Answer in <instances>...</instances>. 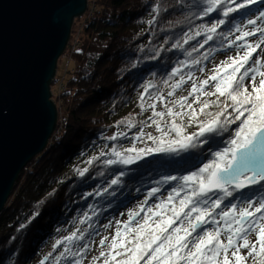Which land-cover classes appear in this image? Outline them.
<instances>
[{"label": "trees", "instance_id": "1", "mask_svg": "<svg viewBox=\"0 0 264 264\" xmlns=\"http://www.w3.org/2000/svg\"><path fill=\"white\" fill-rule=\"evenodd\" d=\"M228 6L234 5L223 0L205 14L209 0H89L87 11L74 21L63 53L71 50L72 68L61 81L59 92L52 91L58 109L55 132L46 149L21 171L0 213V264H33L52 237L74 229L83 231L79 244L86 247L79 255L62 259L63 264H73L87 253L104 219L118 214L138 197L150 202L160 196L168 200L172 189L182 183L180 177L198 171L215 151L228 146L240 120L200 137L203 143L195 142L187 149L154 152L140 159H135L136 152L128 151L156 146L146 136L161 135L156 128L148 131L152 111L159 112L151 107L153 98L177 95L212 60L236 48L243 41L236 39L241 35L237 27L242 31L253 28L247 20L256 19L264 7L251 5L225 17L223 11ZM221 19L225 23L209 32ZM261 24L264 21H257L255 26ZM58 81L56 75L51 88ZM226 100L232 108L230 99ZM227 112L220 116L221 122ZM156 119L164 124V117ZM188 120L177 118L183 122L185 134L198 132L200 121L212 119H195L191 126H187ZM141 133L142 138L137 139ZM172 138L174 135L166 137ZM116 152L121 157H133V162L120 163ZM108 160L114 163L108 164ZM170 176L177 179L166 180ZM153 188L158 191L150 196ZM230 190L233 195L224 197L212 218L230 204L264 200L261 185ZM190 191L186 188L180 195ZM181 196L168 206L178 207ZM223 196L210 193L209 200ZM204 228L205 224L199 231Z\"/></svg>", "mask_w": 264, "mask_h": 264}, {"label": "snow or ice", "instance_id": "2", "mask_svg": "<svg viewBox=\"0 0 264 264\" xmlns=\"http://www.w3.org/2000/svg\"><path fill=\"white\" fill-rule=\"evenodd\" d=\"M222 2L223 0H209V7L205 10V14L212 12ZM228 3L234 6L224 8L223 15L225 17L241 9H249L251 5H264V0H243L242 3H237V0H228ZM257 21H264V7L259 10L256 19H248L247 24L255 26ZM224 23L225 21L221 19L218 23L213 24L208 31L215 32L217 27ZM236 30L241 32V35L236 38L237 40H244L248 36L256 35L257 32L260 33V36L256 43L246 42L240 45L243 54L238 52L236 57L230 58V62L225 61L223 68L216 69V74L209 78L211 81H216L215 92L203 93L204 95L218 93L219 96H227L236 113L233 120L226 119L221 122L220 116L228 107L225 104L224 108L217 112L211 121L199 123L198 132L185 134L184 125L177 123V118H182L184 113L174 112L172 108H168L166 113L153 111L149 120L161 135L155 137L148 133L147 139L156 146L139 150L129 149L128 151L136 152L135 159H140L142 155L154 152H176L178 149H187L190 146H195V142H198L200 137L216 132L217 129H224L227 124L240 120L234 138L230 139L228 146L215 151L212 154L213 158L208 163H204L198 171L179 178L182 183L169 193L168 204H172L186 188H190L191 191L179 200L178 207L175 205L166 207L162 201L155 205L157 211L153 212V209L149 208L147 211L152 216H144L142 222H137L135 227L130 228L125 224V234L131 238L119 240L113 238L108 245L110 249H121L111 257L115 264H233V258L235 264H244L246 257L240 254L241 249H250L248 256L258 255L259 264H264V200L257 201L258 206L255 207L250 199L243 207L238 208L236 204H230L227 211L219 213L220 221L224 222L226 228V242L221 239L219 227L215 230H203L202 234L197 231L201 225L209 223V218L213 216V210L220 208L224 197L233 195L230 189L242 190L249 185L264 187V183H262L264 182V71L260 70V68H264V64L260 60H255L254 63L259 67L245 69V65L252 59L253 54L264 45V27H253L248 31H242L240 27H237ZM208 39L210 40L212 37L209 36ZM241 69L245 70L241 73ZM221 70L224 72L223 76L219 75ZM250 72L255 73L251 76L254 84L251 91L244 86V80L249 77ZM237 73L241 74L237 76ZM256 74L259 75L258 86H255ZM208 83L209 80H204L201 88ZM192 91H197L195 84H193ZM151 107L155 108V105L153 104ZM183 107L184 104L180 103V108ZM188 107L191 108V105ZM207 107H209V103L203 102L200 112H203ZM245 113L247 116L241 120ZM165 115L173 119L170 122H165L162 127L156 118L162 119ZM188 115L189 122L196 119L195 111ZM171 135H174V138L166 139ZM142 136L143 133L137 139ZM199 142L203 143L204 141ZM115 155L120 157L119 162L124 164L132 163L134 159L131 156L121 157L119 152H116ZM107 163L112 164L114 161L108 160ZM176 179L175 176L166 177V180ZM112 183L116 184L117 181L113 180ZM157 191V188H153L149 195H154ZM214 192L223 193L224 196L210 201L209 194ZM253 207L254 212L249 210ZM193 213H196L194 217ZM256 214H261L258 219ZM153 216L157 219H153ZM132 219L133 214L130 213L129 220ZM177 221L180 222L178 225ZM211 222L219 223L215 219ZM174 225L176 226L174 227ZM250 231L257 233L256 243L249 241ZM193 233L196 235L193 236ZM116 237H121L119 229ZM100 243L101 245L105 244V239H102ZM257 246L259 253L256 252ZM101 256H105V253L101 252ZM117 257H121V259L117 260ZM104 264H109L107 258H105Z\"/></svg>", "mask_w": 264, "mask_h": 264}, {"label": "water", "instance_id": "3", "mask_svg": "<svg viewBox=\"0 0 264 264\" xmlns=\"http://www.w3.org/2000/svg\"><path fill=\"white\" fill-rule=\"evenodd\" d=\"M89 0H0V213L55 132L51 85ZM254 185H249L246 190Z\"/></svg>", "mask_w": 264, "mask_h": 264}, {"label": "rangeland", "instance_id": "4", "mask_svg": "<svg viewBox=\"0 0 264 264\" xmlns=\"http://www.w3.org/2000/svg\"><path fill=\"white\" fill-rule=\"evenodd\" d=\"M261 27H264V24H261ZM259 36H260V33L248 39L244 38V40L238 43L237 47L234 48L231 52L222 53L221 55L216 57L214 60L211 61L208 68L203 73L197 74L194 78H192V81L188 83L187 86L183 87L177 93V95L173 97H168V98H164L162 96L153 98L155 99L154 101L155 108L158 109L159 112H165V113L167 112L168 108H172L174 112L180 111L184 113L182 117L184 120H187L189 118L188 113L192 111H195L196 113V120H199L200 118H205V117L207 120L213 119L216 116L217 112H220L221 109L224 108V105L226 104L225 101H227L226 99L228 98L227 96H219L218 93L215 95H204L203 94L204 92H208V93L215 92L214 86H215L216 81H211L209 78L212 75L216 74V69L223 68L225 61L230 62V58L236 57L238 52L241 55L243 54V49L239 47L240 45L246 42L256 43L259 39ZM75 42L76 40L74 41V43ZM255 60H260L261 63L264 64V45H262L261 48L257 49V51L253 54L252 59H250L249 63L245 65V69L249 67L253 69L259 67L258 65L254 63ZM69 68H72L71 50H68L67 54L66 53L63 54L60 58V62L58 63V68H57V73H56L59 81L53 84V87L51 88L53 92L55 93L59 92L61 81L68 76ZM245 69H241V73ZM260 70L264 71V68H260ZM229 72H230V69H229ZM241 73H237V76H239ZM253 74L255 73L250 72L249 77H246L244 80V86L247 87L249 91H251L252 87L254 86L253 81L251 80V76ZM219 75L221 76L224 75L223 70H221ZM204 80H209V83L206 85H203V87L201 88L202 82ZM258 81H259V75L256 74L255 86H258ZM193 84H195L197 87L196 92L192 91ZM205 101L209 103V107L205 108L203 112H200V108L203 106V102ZM181 102L184 104L183 108H180ZM189 105H191V108L188 107ZM225 112H227L226 113L227 115L225 116V120L231 119L232 117L231 115L234 113L233 108H229V105H228V107L224 109V113ZM168 118L173 119L172 117L165 115L162 121L164 122V124L161 123L162 127L163 125H165V122H169L167 120ZM177 123L183 124V122L181 121ZM192 124L193 123L189 122L188 120L187 126H191ZM154 129H155V125H150L148 128V131L154 130ZM161 197H165V196H160V198H158L154 202H150L149 198L147 199L145 197H140V198L138 197L137 199L133 200V202H131L129 205H127L123 210H121L118 214L104 219L101 222L102 224H100L99 226L98 233L95 234V236L92 238L91 242L89 243V248L86 251L87 253L84 254V257L80 258V260L79 259L77 261L75 260L73 264H104L105 258L109 260V264H115V261H113L111 257L112 255L115 254V252L121 251V249L119 248L110 249L108 247L112 239L113 238H117L118 240L119 239H130L131 236L125 234V224H127L128 227L130 228L135 227L137 222H142V219L144 216L146 215L152 216V214L147 211L149 208H152L153 212L157 211V209L155 208V205L160 204L162 201L165 203L166 207H172V206H168V200L161 199ZM181 198H183V196H181L179 199ZM246 205L247 203H242L241 205H238L237 207L239 208V207H243ZM253 205L254 207L258 206L257 203H253ZM254 207L249 210L254 212ZM227 210L228 208L226 207L222 211H227ZM220 212L221 211L215 214L214 218L211 217L209 219L211 220L215 219L219 221L218 225H215L213 223L212 227H214L215 229L219 227L221 229V239L225 240L226 242V228H225L224 222L220 221V217H219ZM130 213L133 214V219L131 221L129 220ZM195 215L196 213H193V217ZM260 215L261 214H256V218L258 219ZM152 218L157 219V217L155 216H153ZM179 223L180 222L177 221V225ZM175 226L176 225H174V227ZM212 227H210L208 224H205V228L203 230H215ZM118 229L121 232V237H116V233ZM197 231L198 233H201V234L203 232V231H199V229ZM195 235L196 233H193V236ZM82 236H83V231L77 232L74 229L73 230L67 229V231H64V230L61 231L55 237H52L48 241V243L42 248L40 253L34 257L32 263L33 264H63L64 261L62 259L70 255L75 257V255H79L78 254L79 251L83 250L84 247H86L85 244H79L81 243L80 239L82 238ZM256 236H257L256 232L250 231L248 234L249 241L252 243H256ZM102 239H105V244L103 245H101L100 243ZM239 243H242V241H239ZM249 251L250 249H241L240 251V254L246 257V261L244 262V264H259V260H260L259 256L255 254L253 256H248ZM101 252H104L105 256H101ZM256 252L259 253L258 246H257ZM119 259H121V257H117V260ZM233 264H235L234 258H233Z\"/></svg>", "mask_w": 264, "mask_h": 264}]
</instances>
